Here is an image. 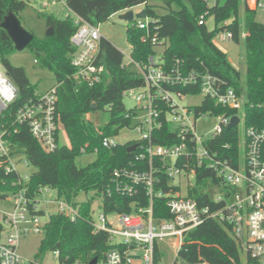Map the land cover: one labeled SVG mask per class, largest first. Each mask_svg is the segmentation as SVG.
Here are the masks:
<instances>
[{"label":"trees","instance_id":"obj_1","mask_svg":"<svg viewBox=\"0 0 264 264\" xmlns=\"http://www.w3.org/2000/svg\"><path fill=\"white\" fill-rule=\"evenodd\" d=\"M243 1L242 22L238 18V0H215L212 5L207 0H161L160 10L148 3V0H67V5L85 22L98 25L120 10L145 4V16L150 20L149 31L146 33L141 28L132 27L130 23L126 27V38L132 47L130 55L133 60L146 62L155 53L156 45H164L161 55L167 71L178 59L185 72L191 69L212 72L221 79L223 85L233 87L243 96L244 122L246 125H254L261 124L264 116V23L255 18L257 9L250 8L247 0ZM25 7V0H0V22L9 12L18 15ZM41 14L47 28L52 27L53 32L51 36L42 38L34 35L28 48L56 76V109L70 145L59 144L54 150H46L33 137L26 123L16 125L17 130L11 131L9 141L14 151L22 153L33 167L25 183L27 196L35 200L39 189L48 186L56 190L59 197L78 207L79 214L73 220L58 212L49 216L34 260L39 263L47 252L58 250L60 263L75 264L78 261L88 264L93 257L104 259L112 249L121 252L127 249V245L114 242L109 232L95 229L91 212L95 197L102 198L101 210L105 215L139 212L151 202L153 222L157 224L172 218L165 194L176 192L179 187L171 183L159 158H155L150 167L146 157L136 158L142 151L139 145L134 150H128L135 143L133 140L110 147L102 144L104 137L117 136L123 127L131 125L137 109L124 107L123 92L142 86V73L132 63L123 64V53L103 37L97 60L103 67L101 81L93 85L78 83L72 77L74 68L70 54L74 48L69 40L77 25L70 16L60 19L53 14ZM201 16L205 20L209 16L214 19L213 29H208L206 23H199ZM224 31L230 32L235 42L240 41L243 31L244 73L231 64L227 53L213 41L217 33ZM155 33L160 42L153 45L149 37ZM15 52L13 42L0 24V61L18 91L17 99L4 113L10 130L13 128L11 123L16 109L37 92L24 68L10 62L8 56ZM169 89L185 95L199 93V88L192 84L174 85ZM160 106L163 109L160 115L161 126L153 131L152 136L162 144L178 142L176 132L172 131L171 125L164 119L167 106ZM193 107L197 112L210 108L214 114L237 112L234 108L214 105L210 99H204L200 105ZM105 110L109 113V119L102 126L95 125L87 118L90 112ZM239 141L238 128L233 127L209 139L206 147L210 154L216 153L215 157L221 160L232 158L235 162L240 152ZM82 148L85 152H82ZM94 149L95 157L91 162L84 166L77 164L79 156L89 154ZM116 169L137 173L151 171L155 178L152 197L143 183L135 186L133 194L116 191L113 177ZM195 170V185L189 189V195L196 197L199 203L209 205L211 209L213 203L205 189L210 183L219 182L220 178L205 163ZM16 182L17 175L14 172H5L4 167H0V197L16 189ZM159 191L163 193L162 196L157 195ZM80 193L92 195L79 201L77 197ZM37 213L43 214V211ZM157 252L158 248L154 257ZM241 255L230 227L207 217L195 229L184 234L176 259L189 264H243ZM245 260V264H257L249 256ZM153 262L158 264L156 258Z\"/></svg>","mask_w":264,"mask_h":264},{"label":"built area","instance_id":"obj_2","mask_svg":"<svg viewBox=\"0 0 264 264\" xmlns=\"http://www.w3.org/2000/svg\"><path fill=\"white\" fill-rule=\"evenodd\" d=\"M29 1L25 0V2ZM37 2L41 11L55 4L62 5L68 10V16L77 25L76 31L69 38L74 48L70 54L74 68L72 77L78 83L88 85L100 82L103 67L97 63V60L104 37L100 31V24L93 25L85 22L67 5V0H38ZM248 5L250 8L257 9L263 6V2L251 0ZM125 10L127 9L119 12ZM128 23L132 27L141 28L146 33L149 31L150 20L146 16L137 17ZM199 23H206L203 16L200 17ZM149 38L153 45L160 42L156 33ZM226 38H232L228 31L221 35L223 41ZM126 57L127 61L124 56L123 64L132 63L144 77L142 86L126 89L123 92L124 96L137 91L135 97L137 114L133 118L139 117L136 127L140 136L133 141L142 151L136 158L146 157L150 167L154 159L159 158L171 183L178 185L179 188L176 192L165 194L168 197L166 205L173 215L171 219H164L155 224L150 202V205L142 211L117 213L116 224L112 220H107L104 213L100 216L101 223L93 220L95 229L105 230L109 232L113 241L119 237L121 241L116 243L127 245V249L123 252L117 249L110 250L104 259H97L96 264H132L137 258L142 264H154L157 241L165 237H173L179 248L184 234L195 229L207 217L229 226L241 253L245 257L249 256L256 260L257 264H264V116L261 124L246 125L243 96L239 95L233 87L223 85L221 79L210 71L191 69L190 72H185L178 59L167 71L162 55L156 58L155 53L146 62H135L130 53L126 54ZM191 84L199 88V93L203 95L202 101L210 99L214 105L234 108L237 112L214 114L210 108L197 112L193 106H182L177 98L181 99L186 95L179 91H172L169 87ZM17 92L14 82L4 69H0V167H4L5 172H14L17 175L18 186L0 197V264H26V261L18 255L17 244L20 236L29 232L36 234L44 232V226L49 220L48 218L44 222L41 221L46 213L38 206L39 202L45 205L54 204L55 213H62L71 220L79 214L76 205L59 197L56 190L48 186L39 189L35 200L27 196L25 183L29 180L30 173L22 174L18 170L16 161L20 160L23 154L14 151L10 145L9 135L11 131L16 132L17 124L26 123L33 137L39 140L46 150H54L60 144L61 124L56 109L57 92L53 85L44 92L37 91L33 98L16 109L11 123L13 128L10 130L4 113L17 99ZM161 104L167 106L164 119L171 125L172 131L176 132L178 142L162 144L155 141L152 136L153 131L161 126L160 115L163 111ZM140 112L142 114L139 116ZM210 115L218 116L219 123L209 136L203 138L196 134L195 122ZM233 115H237L239 119L234 127L238 128L240 140L239 157L235 162L232 158L221 160L215 157L216 153L210 154L206 147L209 139L228 129L227 126ZM239 125L243 126L240 135ZM117 143L115 136H106L102 139L104 147ZM82 152H85L84 148ZM95 152L96 149L93 150V153ZM23 158L24 162L30 165L24 156ZM168 159H172V165L169 164ZM204 163L220 178L219 182L209 185L218 187L220 191L219 194L214 192L209 194V200L213 203L211 209L209 205L199 203L198 199L190 196L188 192L195 185L189 184V174L195 175V168ZM184 175L187 176L188 182L186 194H182L179 183H174L176 176ZM113 177H115V189L118 192L133 194L136 191L135 186L143 183L147 193L151 197L153 195L155 178L151 171L137 173L129 172L127 169H116L113 171ZM51 191L55 192L54 198L49 195ZM206 191L208 192V189ZM42 193L47 194L49 198L41 200L39 195ZM157 195L162 196L163 193L159 191ZM39 210H42L43 214H38ZM134 251H143V254L136 255ZM53 253L58 264H64L60 263L59 251ZM30 263L37 262L34 260ZM75 264L81 263L76 261Z\"/></svg>","mask_w":264,"mask_h":264},{"label":"rangeland","instance_id":"obj_3","mask_svg":"<svg viewBox=\"0 0 264 264\" xmlns=\"http://www.w3.org/2000/svg\"><path fill=\"white\" fill-rule=\"evenodd\" d=\"M38 0H30L29 2H26V7L18 14V18L20 20V23H22L23 27L33 33L37 38H42L46 36L47 31V25L45 23V19L43 17V14L48 15H55L60 19H63L68 16L69 12L68 10L63 7L62 5L55 4L51 5L47 10L41 11ZM210 5L215 3V0H207ZM239 1V15L238 18H240V21L243 20V11H244V1ZM263 2V6H260L256 10V16L255 18L257 21H261L264 23V0H261ZM148 3L151 5H155V8L157 10H160L159 5L161 4V0H148ZM145 7V4H139L135 7H132L134 14L136 15L137 12L143 10ZM120 12H117L115 14H112L109 16L106 20L103 21V23L100 24V31L101 34L108 40L112 42V44L123 53L125 56V61H127L126 54L128 55L131 52V45L126 38V27L128 22L119 19ZM206 24L208 29H213L214 27V19L209 16L206 20ZM224 32H219L215 35L213 41L215 44L225 53H227V57L231 64L241 72L244 73V59H245V53H244V35L243 31L241 32V37L239 42H235L232 38H226L224 41L221 39V35L224 34ZM164 49V45L159 44L155 46V55L156 58L160 57L162 51ZM10 62L12 65L18 67L21 66L24 68L26 75L29 78V81L32 85L35 86L36 91L38 92H44L48 90L49 88L53 87V85L56 83V76L55 74L46 66L43 65V63L40 61V58L36 54H34L30 48L26 47L22 50H17L15 53L8 56ZM38 60V61H36ZM0 69L3 70L4 67L0 61ZM137 91H135L133 94H124L123 96V105L127 109L134 108L136 106V97ZM179 104L182 106H194L199 105L203 99V95L201 93L191 94L183 96L181 99L177 98ZM142 112L138 113L140 116ZM87 118H89L95 125L102 126L105 124V122L109 119V113L107 110L105 111H96V112H90L87 115ZM139 117H135L131 120L130 126L123 127V129L120 130L119 134L115 136V141L118 143H122L129 141V140H136L140 136V132L137 130L136 123L138 122ZM195 131L196 134L201 137L209 136V134L212 132L213 128L219 123V118L216 115H210L209 117L198 119L195 122ZM243 126L239 125V135L241 134ZM59 143L61 145L69 146L70 143L68 141L67 135L65 133V130L63 129V126L60 125L59 128ZM95 157V154L93 152H90L89 154H82L79 156L77 160V164L84 166L91 162ZM20 160L17 162V168L19 171H21L22 174H29L33 171V167L30 165H27L24 162L23 156L19 158ZM168 162L170 165L173 164L172 159H168ZM174 183H179L181 186V192L182 194H186V186L188 184L187 182V176H181L174 179ZM189 184L193 186L195 184V175L189 174ZM206 189H208L209 194L212 192L214 193H220L219 188L207 186ZM205 189V190H206ZM51 197H55V192L51 191L50 194ZM77 199L79 201L86 200L87 198L91 197L90 194H84L80 193ZM40 199H46L49 198V196L45 193L40 194ZM101 204H102V198L101 197H95L93 204H92V217L93 220L96 223H101L100 216L103 213L101 210ZM39 207H41L43 210H45V215L42 216L41 221L44 222L49 218V214L55 213L56 206L54 204H47L45 205L43 202H39ZM107 220H112L114 224H116V213H109L106 215ZM32 224L30 223V226ZM44 232H39V234H36L34 232H29L26 234H22L18 240L17 248H18V255L26 261V264H31L30 262H34L35 254L38 252V246L40 239L43 237ZM121 239L119 237H116L114 239V242H119ZM157 248L159 249L154 258H156L158 264H189L185 261H182L180 259H176L177 251H178V244H176V239L173 237H165L163 239H160L157 241ZM136 255H142L143 251H134L133 252ZM242 263L245 264V256L241 255ZM138 258L132 262V264H141L138 262ZM38 264H58V261L55 258V254L53 252H47L40 261H38ZM34 264V263H32ZM37 264V263H36ZM147 264V263H145ZM195 264H206V263H195Z\"/></svg>","mask_w":264,"mask_h":264},{"label":"water","instance_id":"obj_4","mask_svg":"<svg viewBox=\"0 0 264 264\" xmlns=\"http://www.w3.org/2000/svg\"><path fill=\"white\" fill-rule=\"evenodd\" d=\"M137 17H145V10H141L137 12L135 15L132 9H127L123 12H120L119 19H123L127 22L134 20ZM1 26L6 30L10 40L14 44L15 50H22L33 41L34 38L33 33L25 29L20 23V20L18 18L17 14H14L13 12H9L7 15L4 16L3 20L0 22ZM53 32V28L49 27L46 31V36H51ZM238 117L237 115H233L230 118L229 124L227 128H232L236 124H238ZM136 148V144H133L128 147V150H134ZM97 257H93L92 260L88 264H96Z\"/></svg>","mask_w":264,"mask_h":264},{"label":"crops","instance_id":"obj_5","mask_svg":"<svg viewBox=\"0 0 264 264\" xmlns=\"http://www.w3.org/2000/svg\"><path fill=\"white\" fill-rule=\"evenodd\" d=\"M248 2L250 1L251 2V0H247ZM159 250V249H158ZM159 252V251H158ZM139 262V261H138ZM141 263V262H140ZM142 264V263H141Z\"/></svg>","mask_w":264,"mask_h":264}]
</instances>
